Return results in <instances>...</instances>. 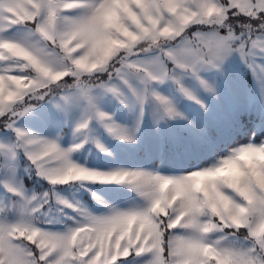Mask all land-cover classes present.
Listing matches in <instances>:
<instances>
[{
    "label": "snow or ice",
    "instance_id": "6c2138e0",
    "mask_svg": "<svg viewBox=\"0 0 264 264\" xmlns=\"http://www.w3.org/2000/svg\"><path fill=\"white\" fill-rule=\"evenodd\" d=\"M0 264H264V0H0Z\"/></svg>",
    "mask_w": 264,
    "mask_h": 264
},
{
    "label": "rangeland",
    "instance_id": "374dc122",
    "mask_svg": "<svg viewBox=\"0 0 264 264\" xmlns=\"http://www.w3.org/2000/svg\"><path fill=\"white\" fill-rule=\"evenodd\" d=\"M243 139V137H241V140ZM82 155H86V153H84V154H82ZM82 158V157H81ZM90 159V161H92V162H98L97 161V158L95 157V156H92V157H90L89 158Z\"/></svg>",
    "mask_w": 264,
    "mask_h": 264
}]
</instances>
